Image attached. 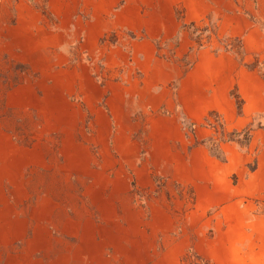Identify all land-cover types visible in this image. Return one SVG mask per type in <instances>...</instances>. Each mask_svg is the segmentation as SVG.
Instances as JSON below:
<instances>
[{"label":"rangeland","instance_id":"374dc122","mask_svg":"<svg viewBox=\"0 0 264 264\" xmlns=\"http://www.w3.org/2000/svg\"><path fill=\"white\" fill-rule=\"evenodd\" d=\"M149 9L152 0H0V264H264V113L237 130L252 129L247 147L211 117V138L241 155L229 175L177 172L176 186L151 156L153 172L126 180L110 130L94 124L107 97L93 103L92 79L109 80L110 48L138 39L115 24L132 12L134 26L154 32L159 11ZM224 12L264 36V0H231ZM216 22L183 31L195 48L242 59L240 39L218 37ZM153 41L156 56L173 57L177 36ZM248 66L264 75V44ZM186 128L214 155L208 136ZM142 157L130 164L141 168ZM45 204L49 224L38 216Z\"/></svg>","mask_w":264,"mask_h":264},{"label":"crops","instance_id":"0c3cea01","mask_svg":"<svg viewBox=\"0 0 264 264\" xmlns=\"http://www.w3.org/2000/svg\"><path fill=\"white\" fill-rule=\"evenodd\" d=\"M152 1L158 9L146 12L159 11L154 32L144 25L134 26L132 12L115 24V29L134 31L138 39L110 48L109 80L103 83L92 79L93 103L107 97L106 107L99 109L100 116L94 124L110 130L109 149L126 180L135 174L139 177L140 172H153L148 166L149 156L168 185H177V172L195 169L229 175L230 158L241 155L237 148L226 144L228 152L219 147L225 159L220 161L204 143H191L186 125L194 126L195 137L203 133L211 139L214 128L208 123L213 112L224 124V133L231 128L241 130L253 116L264 113V75L248 66L262 49L264 36L244 15L224 12L231 0ZM162 6L167 10L161 11ZM210 17L217 20L218 37L240 39L242 59L225 48L193 46L183 25L198 24ZM176 36L173 57L156 56L153 39L162 37L166 41ZM234 92L242 101L241 110ZM137 154L143 155L142 160H137L141 168L130 164ZM37 210L41 224L51 223L52 207L45 204Z\"/></svg>","mask_w":264,"mask_h":264},{"label":"trees","instance_id":"16d2710c","mask_svg":"<svg viewBox=\"0 0 264 264\" xmlns=\"http://www.w3.org/2000/svg\"><path fill=\"white\" fill-rule=\"evenodd\" d=\"M190 25L192 27H196V24L195 23H192ZM233 96H234V98L237 101L239 110H241V107H242V101H241V99L238 97V95L235 92L233 93ZM209 117H216V118H218V121H219L218 122L219 123L218 124V128L220 130H222V132H223L222 136H224V124L219 119V115L217 113L213 112V113H211L209 115ZM208 121L209 120L207 119V122ZM251 136H252V129L250 128V126H248L247 128L243 129L242 131H233V132H231L229 134V140L228 141H234L237 138V139H239L237 141H239V143L241 145H244V146L247 147L249 145V143H250ZM209 141L211 143V147L215 148V150L214 149H211V151L214 150L213 152H214L215 157H217L218 159H223V156H222V154L220 152L219 146L217 145V144H219V142L217 140H213L212 138Z\"/></svg>","mask_w":264,"mask_h":264}]
</instances>
